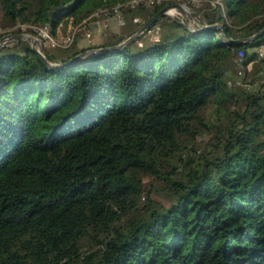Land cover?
<instances>
[{
  "label": "trees",
  "instance_id": "trees-1",
  "mask_svg": "<svg viewBox=\"0 0 264 264\" xmlns=\"http://www.w3.org/2000/svg\"><path fill=\"white\" fill-rule=\"evenodd\" d=\"M130 1L0 0L10 27L55 36L117 10L128 29L40 46L51 68L25 41L0 49V264H264V90L229 84L238 51L264 66V32L235 42L264 29V0H203L194 29L168 18L109 50L171 2Z\"/></svg>",
  "mask_w": 264,
  "mask_h": 264
},
{
  "label": "rangeland",
  "instance_id": "rangeland-1",
  "mask_svg": "<svg viewBox=\"0 0 264 264\" xmlns=\"http://www.w3.org/2000/svg\"><path fill=\"white\" fill-rule=\"evenodd\" d=\"M206 4L203 0H171L170 4H168L166 7H175L179 6L181 8H176L171 10V18L177 20L179 23H184L189 29H194L196 26L192 15L203 5ZM168 18H162L158 21L157 25L162 27V32L165 31L163 26L167 24ZM94 27L91 32V43H86L84 40V36L86 35L85 29L87 27H90L89 24H86L81 27L80 31L75 36V39L73 41V46L71 47L73 50L79 51L85 48H90L93 46H98L104 41L111 39L113 35L120 36L125 35L128 33V29H125V26L118 27L115 18L113 15H107L102 17V19L93 20ZM18 23V22H17ZM14 27H10V23L3 19V14L0 13V39H2L4 36L15 34L16 30H19V34L27 35L28 37H35L34 32L31 29V25L28 24H17ZM10 27V28H9ZM68 28L66 26H62L61 31L53 36L55 39H61L62 37H66V35H69L71 33H68ZM139 38V37H138ZM149 40V39H147ZM146 39L141 38V41L143 43L147 42ZM150 41V40H149ZM14 42V41H13ZM28 43V41H25ZM30 45V43H28ZM31 46V45H30ZM42 46V45H41ZM2 46H0L1 48ZM39 51L42 53L41 47H39ZM258 51L264 56V45L260 46L258 48ZM261 63L257 61H253L250 65L243 66V72L244 77L242 79V83L244 84V88L246 86L250 87V89L257 88L258 90H264V76H261L260 73L263 71V68L261 67ZM235 71V70H234ZM233 73V72H232ZM229 84H231V80L229 81ZM233 84V83H232ZM228 110H232V105L230 104L228 106ZM218 115V112H216L214 105H211L207 108H205L201 116L209 120V122L214 123L216 116ZM222 120L224 119V116H222ZM219 122V121H218ZM199 134L200 137L198 139V151L201 152L204 149L205 143L209 140L211 137V132L208 133L207 130L203 127L199 128ZM146 185H149L150 182L148 179H145ZM147 190V189H146Z\"/></svg>",
  "mask_w": 264,
  "mask_h": 264
},
{
  "label": "built area",
  "instance_id": "built-area-1",
  "mask_svg": "<svg viewBox=\"0 0 264 264\" xmlns=\"http://www.w3.org/2000/svg\"><path fill=\"white\" fill-rule=\"evenodd\" d=\"M165 0H131L128 4L130 6H135V5H139V4H143L145 7L147 8H153L156 5H160L164 2ZM175 8H170L167 10V15L171 18V10H173ZM115 13L113 14V17L115 18V22L117 24V26H122L123 25V20H122V16L121 13L118 12L117 10L114 11ZM103 15L107 16L108 12L106 10L100 11V12H95L93 13L91 16H89L82 25H80L79 27H75L74 30L72 31L71 34L66 35V37H62L61 39H55L51 33V29L49 26H44V27H35V26H31L32 31L35 34V41L37 43L38 49L41 45H44L46 47H50V48H61V49H66L71 47L73 44V41L75 39L76 34L78 33V31H80L81 27L89 24L90 27H87L85 29L86 35L84 36V40L86 41V43H91V32L92 29L94 27V22L93 20L95 18L100 19ZM134 23H138L139 19L135 18L133 20ZM143 26V25H142ZM141 26V27H142ZM143 37L146 39H149L150 41H158L160 38V27L158 25L155 26H151L150 28L142 31L138 37ZM139 45H141V43H138ZM251 55H256L258 59H264V56L258 51V48L256 49H251L250 51ZM245 55L243 53L242 50L238 51L236 56H235V63L236 66L234 68L236 76L233 83L235 86L238 87H244V84L241 82L243 77H244V72H243V65L241 64L242 60L244 59ZM261 76H264V72L261 71L260 73ZM241 80V81H240ZM246 89L250 90V91H258L257 88H253L250 89V87L246 86Z\"/></svg>",
  "mask_w": 264,
  "mask_h": 264
},
{
  "label": "water",
  "instance_id": "water-1",
  "mask_svg": "<svg viewBox=\"0 0 264 264\" xmlns=\"http://www.w3.org/2000/svg\"><path fill=\"white\" fill-rule=\"evenodd\" d=\"M176 8H181L179 6H175ZM173 7V8H175ZM172 8V7H171ZM170 9V7H165L163 8L159 13H157L156 15H154L153 17H151L146 23L143 24V26L137 31L135 32L131 37H129L127 40H125L124 42L120 43L119 45L110 48L109 50H113V49H120V48H124L126 47L128 44L132 43L133 41H135L139 34L150 28L152 25H154L158 20L166 17V18H170L167 15V10ZM172 19V18H170ZM181 25H183L186 29H189L184 23H180ZM219 28H221V26H219ZM191 30V29H189ZM264 32V29H262L261 31H259L258 33L254 34L253 36H251L250 38L246 39V40H236L235 42L237 44H242V43H246V42H251L254 41L255 39L259 38L261 36V34ZM28 41V43H30V47L32 49V51L36 54L38 60L45 66V67H53V65L51 63H49L45 57L43 56V54L39 51L37 43L35 41V39L33 37H28L27 35H23V34H10L7 36H4L2 39H0V46L4 47L7 46L9 44H12L16 41ZM226 43L230 41V39L226 36L225 37ZM14 41V42H13ZM1 47V48H2ZM0 48V49H1ZM107 50V49H104ZM100 51L99 50H89L83 54L78 55L77 57H75L74 59H72L70 62H75L78 59H81L87 55L90 54H95L98 53Z\"/></svg>",
  "mask_w": 264,
  "mask_h": 264
},
{
  "label": "crops",
  "instance_id": "crops-1",
  "mask_svg": "<svg viewBox=\"0 0 264 264\" xmlns=\"http://www.w3.org/2000/svg\"><path fill=\"white\" fill-rule=\"evenodd\" d=\"M262 65H263V64H262ZM262 65H261V66H262Z\"/></svg>",
  "mask_w": 264,
  "mask_h": 264
}]
</instances>
